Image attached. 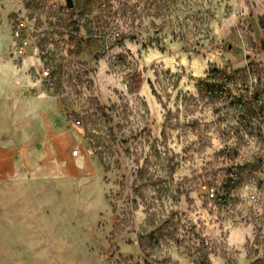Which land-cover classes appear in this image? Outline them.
Returning a JSON list of instances; mask_svg holds the SVG:
<instances>
[{
	"label": "rangeland",
	"instance_id": "374dc122",
	"mask_svg": "<svg viewBox=\"0 0 264 264\" xmlns=\"http://www.w3.org/2000/svg\"><path fill=\"white\" fill-rule=\"evenodd\" d=\"M71 2L0 0V264H264V0Z\"/></svg>",
	"mask_w": 264,
	"mask_h": 264
},
{
	"label": "built area",
	"instance_id": "2783aa9c",
	"mask_svg": "<svg viewBox=\"0 0 264 264\" xmlns=\"http://www.w3.org/2000/svg\"><path fill=\"white\" fill-rule=\"evenodd\" d=\"M250 87L257 89V88H262L264 87V58L262 61V67L259 70V72L256 75H252L250 77V81H249ZM73 155L76 156L77 153L73 152ZM210 197H213V194H210Z\"/></svg>",
	"mask_w": 264,
	"mask_h": 264
},
{
	"label": "water",
	"instance_id": "95a60500",
	"mask_svg": "<svg viewBox=\"0 0 264 264\" xmlns=\"http://www.w3.org/2000/svg\"><path fill=\"white\" fill-rule=\"evenodd\" d=\"M65 1V6L68 9H71L73 7L71 0H64ZM263 44V43H262ZM262 49L264 50V45H262Z\"/></svg>",
	"mask_w": 264,
	"mask_h": 264
}]
</instances>
